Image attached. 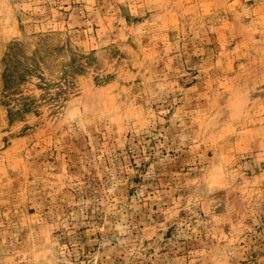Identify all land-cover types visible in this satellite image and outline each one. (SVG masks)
<instances>
[{
	"label": "rangeland",
	"instance_id": "obj_1",
	"mask_svg": "<svg viewBox=\"0 0 264 264\" xmlns=\"http://www.w3.org/2000/svg\"><path fill=\"white\" fill-rule=\"evenodd\" d=\"M0 264H264V0H0Z\"/></svg>",
	"mask_w": 264,
	"mask_h": 264
}]
</instances>
